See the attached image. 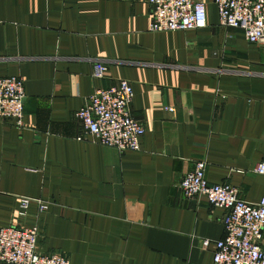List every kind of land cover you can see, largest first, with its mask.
<instances>
[{
  "label": "crops",
  "instance_id": "crops-1",
  "mask_svg": "<svg viewBox=\"0 0 264 264\" xmlns=\"http://www.w3.org/2000/svg\"><path fill=\"white\" fill-rule=\"evenodd\" d=\"M202 1L204 29L153 33L147 0H0V78L24 81L23 129L0 119L1 227H37V252L69 264H213L225 210L185 199L179 184L205 161L208 184L250 204L264 197L253 173L264 157V46L221 27ZM118 80L144 128L138 151L94 143L75 117Z\"/></svg>",
  "mask_w": 264,
  "mask_h": 264
},
{
  "label": "built area",
  "instance_id": "built-area-1",
  "mask_svg": "<svg viewBox=\"0 0 264 264\" xmlns=\"http://www.w3.org/2000/svg\"><path fill=\"white\" fill-rule=\"evenodd\" d=\"M219 24L237 29L248 43L264 46V0H212ZM151 9L153 33L204 29L207 24L206 5L202 0H147ZM106 68L92 64V78H104ZM24 81L21 77L0 78V119L19 130L24 127ZM133 89L126 80H118L108 88H96L75 113L86 134L94 143L120 153L138 151L143 126L130 113ZM170 111L172 109H169ZM206 162L199 161L179 184L187 200L205 198L212 207L225 210L222 219L224 238L213 248V264H264L261 243L264 236V197L250 204L239 196L237 188L227 184H208ZM253 173L264 176V157ZM39 213L48 205L36 201ZM30 201L20 199V218H24ZM37 227L0 226V264H69L58 253L37 252ZM207 244V243H204Z\"/></svg>",
  "mask_w": 264,
  "mask_h": 264
}]
</instances>
